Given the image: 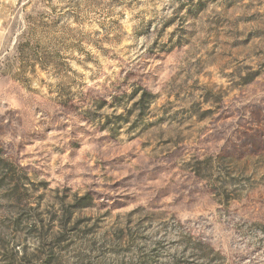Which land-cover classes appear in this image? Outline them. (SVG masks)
<instances>
[{
	"label": "rangeland",
	"instance_id": "obj_1",
	"mask_svg": "<svg viewBox=\"0 0 264 264\" xmlns=\"http://www.w3.org/2000/svg\"><path fill=\"white\" fill-rule=\"evenodd\" d=\"M0 264H264V0H0Z\"/></svg>",
	"mask_w": 264,
	"mask_h": 264
}]
</instances>
